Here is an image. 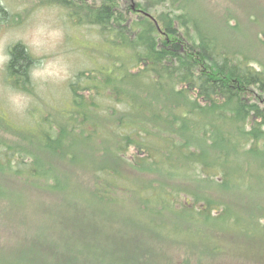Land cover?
I'll return each mask as SVG.
<instances>
[{
	"label": "trees",
	"instance_id": "obj_1",
	"mask_svg": "<svg viewBox=\"0 0 264 264\" xmlns=\"http://www.w3.org/2000/svg\"><path fill=\"white\" fill-rule=\"evenodd\" d=\"M53 1L84 26L98 27L119 54L106 52L108 71L94 67L80 75L84 97L83 87L73 88L76 110L70 121L44 132V142L13 130L16 140L0 136V180L36 189L58 190L60 181L71 187L65 172L53 174L47 152L62 137L73 143L82 138L84 188L106 207L119 203L114 190L132 197L140 206L133 222L145 231L146 220L152 237L207 238L211 244L203 252L215 255L221 249L216 240L232 235L235 226L243 230L245 222L247 236L264 228V208L246 222L234 201L239 189L264 187L260 55L239 49L203 20L195 0H137L135 10L121 0ZM230 18L227 29L240 31ZM32 60L22 44L12 46L7 70L15 86L30 83ZM61 159L67 166L80 163L70 149ZM8 198L16 201L9 192L0 194ZM15 257L0 254V264H34Z\"/></svg>",
	"mask_w": 264,
	"mask_h": 264
},
{
	"label": "rangeland",
	"instance_id": "obj_2",
	"mask_svg": "<svg viewBox=\"0 0 264 264\" xmlns=\"http://www.w3.org/2000/svg\"><path fill=\"white\" fill-rule=\"evenodd\" d=\"M121 1L136 9L137 0ZM195 1L203 20L226 32L239 49L259 54L264 62V0ZM0 6L5 10L0 14V136L16 140L13 130L44 142L43 133L56 123L70 121L76 110L73 88L84 86L80 75L94 67L108 71L112 66L106 52L114 56L119 52L103 41L98 27L84 26L53 0H0ZM229 17L241 25L240 31L227 29ZM16 44H22L33 58L30 83L22 87L14 85L7 70L10 50ZM80 96L84 97V87ZM50 146L47 159L54 166L53 174L58 177L65 172L71 187L60 181L58 190L36 189L0 180V194L9 192L16 198L0 199V254L4 257H22L34 264H264L261 224L251 236L243 222V230L237 225L232 235L217 240L209 237L220 244L215 255L203 252L211 244L207 238L169 242L162 236L152 237L146 220L141 224L145 231L133 222L140 206L132 197L114 190L113 199L119 203L106 207L84 188V139L73 143L62 137ZM69 149L80 163L67 166L62 161ZM253 186L239 189L241 195L234 198L246 222L249 213L259 214L264 208V187Z\"/></svg>",
	"mask_w": 264,
	"mask_h": 264
}]
</instances>
